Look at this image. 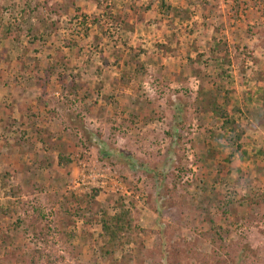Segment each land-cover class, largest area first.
Masks as SVG:
<instances>
[{"label":"rangeland","instance_id":"rangeland-1","mask_svg":"<svg viewBox=\"0 0 264 264\" xmlns=\"http://www.w3.org/2000/svg\"><path fill=\"white\" fill-rule=\"evenodd\" d=\"M161 1L0 0L5 25L25 6L47 30L26 69V36L0 47V264H264V0H164L184 20ZM58 55L66 84L43 72ZM217 85L244 157L198 108ZM116 201L144 249L104 259L98 221Z\"/></svg>","mask_w":264,"mask_h":264},{"label":"trees","instance_id":"trees-1","mask_svg":"<svg viewBox=\"0 0 264 264\" xmlns=\"http://www.w3.org/2000/svg\"><path fill=\"white\" fill-rule=\"evenodd\" d=\"M160 11L165 12L170 18L173 19H179L184 20L188 17L185 15L186 12L183 9H177L175 7H172L169 4H166L164 0L161 1ZM87 18L86 16H84ZM29 20V13L26 11L25 6L22 9V13H20L19 19H17V24L15 28H12L10 25H5L3 22V17L1 15L0 18V47L4 46V50L7 51L6 44L9 41L16 42L19 41L22 38V36H26L28 38L26 45L22 49V55L21 60H23L22 63V69H26V66L28 63L24 62V58L29 56V53L35 52L37 54L40 52L41 49V38H43L44 35L47 34V30L41 31L39 28H37L34 24L30 23ZM76 20L79 25L83 26L86 30V34L89 33L88 28L86 27V19L83 20L81 15H76ZM80 21V22H79ZM95 24L99 27L100 31L103 32L104 26L99 23V21H94ZM45 41V40H44ZM2 44V45H1ZM67 48L72 49L73 46L71 42H67ZM40 46V47H39ZM226 45L223 43H217L216 47L212 52L210 58L214 61V63L219 67H224L228 62V57L224 54V51L226 50ZM24 58H23V57ZM29 60H32V57L29 56ZM27 61V60H26ZM203 59H197L196 62L193 60L190 61V67L194 71V74L196 76H204V72L200 70V65L202 64ZM199 65V66H198ZM126 66L130 67L129 63L126 62ZM67 70L66 68V62L64 55H58L55 62H52L48 64V67L43 71L48 76H53L55 74H58V80L62 84L67 83L66 78V72H59L60 69ZM142 68V67H141ZM138 69V73L140 74L142 72V69ZM37 74H40V69L35 70ZM136 72V71H135ZM198 74V75H197ZM257 79L261 82L264 81V75H262L261 72H258L256 75ZM41 78V77H40ZM41 79H38L40 81ZM66 81V82H65ZM217 81V80H216ZM214 82L215 84L217 82ZM221 87V85H220ZM222 88V87H221ZM70 89L72 91L78 90V85H76L74 82L70 83ZM264 91V90H262ZM220 95L221 91L219 89V86H216V91H203V89L199 92L198 97V108L202 110L205 113L213 115L219 123L221 122L220 130L222 133H220V140L225 139L228 144H231L232 146H235V149L233 150V155L239 154L241 157H244L246 152H244L241 140H242V133L237 132L239 130V124L236 120L234 112H230L226 107V101L229 99L220 98L218 97V94ZM264 96V93L262 94ZM238 110V109H237ZM236 110V111H237ZM209 154V152H208ZM61 164V161L59 162V165ZM8 180L7 175L0 174V182L3 186ZM5 186V185H4ZM98 193L95 192L94 196H97ZM117 205V211L114 215H110L109 213H104V215L99 219V225L101 227V235L100 238L104 242V246L101 247L100 252L101 256L104 259H107L111 256H114L117 251H123L125 247L130 246L131 244H135L136 247L144 249V247L141 245V242H139V236L141 234V229L139 230L137 227L138 219L137 216L134 218V214L130 211L124 210L123 205L119 204V201H116ZM136 222V223H135ZM133 256L132 254L128 253L124 256H122V260H128L132 261ZM117 262V261H116ZM114 263V262H113Z\"/></svg>","mask_w":264,"mask_h":264}]
</instances>
